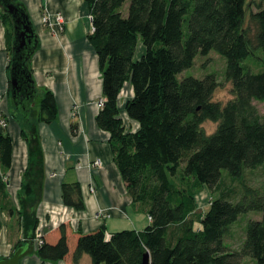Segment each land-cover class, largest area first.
Returning <instances> with one entry per match:
<instances>
[{
  "label": "trees",
  "instance_id": "trees-1",
  "mask_svg": "<svg viewBox=\"0 0 264 264\" xmlns=\"http://www.w3.org/2000/svg\"><path fill=\"white\" fill-rule=\"evenodd\" d=\"M14 1L26 8L22 0ZM247 1L130 0L125 15L126 0H86L94 27L88 39L98 52L104 83V106L97 122L111 133L114 160L127 192L134 203L148 206L152 223L143 230L125 229L110 236L104 226L75 233L69 222L60 223L42 235L37 247L42 260L81 264L87 253L93 264H142L149 251L151 264H244L248 258L264 264V189L245 181L234 197L235 190L221 188L224 169L233 181H242L247 169L264 165V114L254 103L264 102V69L255 72L242 63L256 47L264 50V6L251 15L256 24L253 38L245 21ZM0 19L6 26L10 72L13 21L1 6ZM139 43L146 51L137 59ZM211 50L227 59L225 77L232 81L234 94L227 103L214 99L220 84L215 73L177 77L194 64L197 54ZM32 57L27 61L31 71ZM130 81L135 94L126 111L141 125L136 131L127 129L118 104ZM8 87L15 109L10 77ZM36 90L30 114L15 113L29 146L20 209L11 204L7 190L14 142L0 128V207L16 214L24 230L13 252L36 237L45 179L38 125L52 123L59 115L54 91L42 88L41 95ZM209 119L218 123L210 134L203 126ZM189 177L197 186L220 192L205 212L197 211L194 187L184 184ZM62 195L67 206L86 208L80 182H64ZM257 210L262 217L249 222L241 244L232 248L226 242L231 226L242 214ZM1 229L0 222V234Z\"/></svg>",
  "mask_w": 264,
  "mask_h": 264
},
{
  "label": "crops",
  "instance_id": "crops-1",
  "mask_svg": "<svg viewBox=\"0 0 264 264\" xmlns=\"http://www.w3.org/2000/svg\"><path fill=\"white\" fill-rule=\"evenodd\" d=\"M22 1L38 33L39 46L31 61L35 85L41 95L42 88L53 90L59 107L54 122L38 125L45 179L43 198L37 206L39 224L35 238L63 222H69L75 233H92L104 226L108 236L125 229H145L152 223L148 206L133 202L114 160L111 133L97 122L101 110L98 102L104 99V83L98 52L88 39V34L94 30L89 5L86 0ZM47 13L63 14L65 21L61 31H54L43 21ZM141 48L145 53L146 48ZM9 62L6 26L0 19V116L8 120V125L0 128L11 134L14 142L12 166L6 173L7 190L11 204L20 209L19 191L29 165V146L9 95ZM134 94L131 81L127 82L118 100L120 115L129 131L141 126L126 111V103ZM67 181L81 183L85 209L79 211L64 203L63 183ZM17 217L0 207V258L12 255L17 240L24 238ZM38 246L37 241L35 250L22 258L20 264H68L65 260H42ZM81 264H93L89 254L82 256Z\"/></svg>",
  "mask_w": 264,
  "mask_h": 264
},
{
  "label": "rangeland",
  "instance_id": "rangeland-1",
  "mask_svg": "<svg viewBox=\"0 0 264 264\" xmlns=\"http://www.w3.org/2000/svg\"><path fill=\"white\" fill-rule=\"evenodd\" d=\"M130 0H126L124 3V6L122 7V11L125 15H127V11L129 8ZM260 6H264V0H248L247 1V14H246V26L250 27V32L253 38H255V31H256V24L251 19V15L253 12H256L259 10ZM255 43V42H254ZM143 45L142 43H139L138 51L136 53L135 58H139L141 53H143V49L141 48ZM143 51V52H142ZM197 57L195 58L194 64L190 67L185 68L184 71L177 74L178 79L182 80L186 76H194L198 78H203L208 73H215L217 78H219L220 84L218 87V90L216 91L214 95V99L217 101H221L223 103H227L230 98L234 96L233 94V88H232V81L227 80L225 77V72L227 69V59L224 55L219 53L218 51L211 50L206 55L203 54H197ZM243 65L247 66L248 68L252 69L255 72L262 71L264 69V50L263 48H257L254 50V53L251 54L250 57L243 60ZM254 103L260 109V112L264 114V102L255 100ZM37 104H39V99L37 100ZM15 112L20 115L21 110L15 109ZM2 116V115H1ZM0 116V120L2 119L4 121V117ZM6 120V119H5ZM8 125V120H7ZM205 131L210 134L211 132H214L217 127L218 123L214 122L212 120H207L203 124ZM1 127V126H0ZM4 128L6 126H3ZM185 162L182 163L181 171L184 170ZM229 171L227 169L223 170V176L226 178L224 179L222 183V189H228L232 188L236 191L234 193V197L237 196L241 190L243 183L252 186V187H260L261 189H264V165L260 167H256V169H247L245 171V174L243 175V179L241 180H232L231 177H228ZM179 184H183L181 182L180 177H177ZM244 183V184H245ZM187 186H193L194 190L196 192V200L198 201V209L197 211L202 213L205 212V210L210 206L212 202V197H217L219 195V191H211L206 186H197L195 185L194 178L189 177V179H186L184 182ZM264 192V191H263ZM263 213L261 211H249L246 212V214H242L237 220L236 223H234L230 228V233L226 236V239L230 245H232V248H237L241 244L247 226L251 220H258L262 217ZM196 226H199L197 223ZM244 264H253V261L250 260V258L245 260Z\"/></svg>",
  "mask_w": 264,
  "mask_h": 264
},
{
  "label": "water",
  "instance_id": "water-1",
  "mask_svg": "<svg viewBox=\"0 0 264 264\" xmlns=\"http://www.w3.org/2000/svg\"><path fill=\"white\" fill-rule=\"evenodd\" d=\"M0 6L13 21V46L11 69L9 72L11 81V95L15 102V109L21 110L24 115H29L31 106L35 105L36 85L33 71L27 64L38 46V33L31 19L28 8H24L14 0H0ZM35 250V241L26 246H19L12 255L0 260V264H20L22 258ZM150 252L144 254L142 264H151Z\"/></svg>",
  "mask_w": 264,
  "mask_h": 264
},
{
  "label": "built area",
  "instance_id": "built-area-1",
  "mask_svg": "<svg viewBox=\"0 0 264 264\" xmlns=\"http://www.w3.org/2000/svg\"><path fill=\"white\" fill-rule=\"evenodd\" d=\"M43 21L49 26H51V28L54 30V31H61L62 30V26H63V22L65 21V18L63 16L62 13L60 14H45L43 16ZM104 103V99H101L99 102H98V105L99 106H104L103 105ZM0 126L3 127V126H7V120L4 119V121L1 119L0 120ZM152 218V217H151ZM36 240V241H35ZM35 242L38 241L39 245L43 242L42 240V236L39 234L37 236V238L34 239Z\"/></svg>",
  "mask_w": 264,
  "mask_h": 264
}]
</instances>
